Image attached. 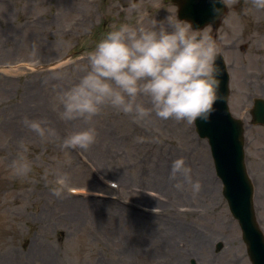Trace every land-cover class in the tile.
<instances>
[{
	"label": "rangeland",
	"instance_id": "obj_1",
	"mask_svg": "<svg viewBox=\"0 0 264 264\" xmlns=\"http://www.w3.org/2000/svg\"><path fill=\"white\" fill-rule=\"evenodd\" d=\"M224 2L227 14L211 33L230 76V112L244 123L245 169L264 235V128L249 114L264 9L253 0ZM176 11L168 0H0V264H176L181 256L183 264H250L193 124L105 107L93 119V145L62 147L86 125L61 119L53 98L77 78L87 52L115 25L178 20ZM26 116L57 135L42 138L24 125ZM22 156L31 170L15 174ZM177 158L198 191L171 177Z\"/></svg>",
	"mask_w": 264,
	"mask_h": 264
},
{
	"label": "clouds",
	"instance_id": "obj_2",
	"mask_svg": "<svg viewBox=\"0 0 264 264\" xmlns=\"http://www.w3.org/2000/svg\"><path fill=\"white\" fill-rule=\"evenodd\" d=\"M211 3L213 13H220L217 0ZM253 3L255 9H264V0ZM217 55L218 45L211 30L193 27L188 20L166 18L153 19L149 25H115L87 52L77 78L53 98L54 106L62 108L61 119H80L86 125L66 135L62 147L87 149L93 145L97 139L93 119L105 107L133 114L137 120L154 114L188 124L198 117L207 121L218 99ZM142 97H147L148 106ZM23 123L42 138L57 135L43 120L26 116ZM30 170L31 164L23 156L13 164L15 174H27ZM170 175L182 176L194 192L200 188L183 158L173 161ZM52 191L60 195L58 188Z\"/></svg>",
	"mask_w": 264,
	"mask_h": 264
},
{
	"label": "water",
	"instance_id": "obj_3",
	"mask_svg": "<svg viewBox=\"0 0 264 264\" xmlns=\"http://www.w3.org/2000/svg\"><path fill=\"white\" fill-rule=\"evenodd\" d=\"M170 1L177 6L178 20L191 21L193 27H211L216 31L227 13L224 1L217 0L220 13H213L211 0ZM215 63L220 71L218 99L207 121L199 117L195 120V132L200 139L207 140L215 174L222 185V196L238 224L250 264H264V236L256 222L253 188L244 164L243 123L229 111V74L221 54L218 53ZM252 118L253 124L264 126V102L260 99L255 102ZM220 247L219 244L217 248Z\"/></svg>",
	"mask_w": 264,
	"mask_h": 264
},
{
	"label": "flooded vegetation",
	"instance_id": "obj_4",
	"mask_svg": "<svg viewBox=\"0 0 264 264\" xmlns=\"http://www.w3.org/2000/svg\"><path fill=\"white\" fill-rule=\"evenodd\" d=\"M256 47L255 51H257L260 48V44H261V40L257 39L256 40ZM258 52V51H257ZM254 53L255 57H254V69L252 70V76L254 79V87H253V91L254 94H256L251 101V106L249 108V112L252 111L253 107H254V102L257 98H262L264 100V57L261 56V54L258 53ZM258 72H260V74L258 75ZM260 79L259 83L257 84V86H259V93L257 92V86H256V80Z\"/></svg>",
	"mask_w": 264,
	"mask_h": 264
},
{
	"label": "bare ground",
	"instance_id": "obj_5",
	"mask_svg": "<svg viewBox=\"0 0 264 264\" xmlns=\"http://www.w3.org/2000/svg\"><path fill=\"white\" fill-rule=\"evenodd\" d=\"M161 165H162V167L160 168V173H161V172H164V171H165V167L167 166L165 163H162ZM161 165H160V166H161ZM163 168H164V169H163ZM160 175H161V174H160ZM156 198H157V197H156ZM156 198H155V199H156ZM154 202H155V203H156V202L159 203L158 200H157V201H154ZM125 210H126V212H128V213L131 212V211H129L128 209H125ZM137 215H139V214H137ZM188 255H189V254H188ZM184 257L187 258V256H184ZM183 259H184L183 256H181V257H179V258H178V257H175V258H174V261L176 262V264H183Z\"/></svg>",
	"mask_w": 264,
	"mask_h": 264
}]
</instances>
